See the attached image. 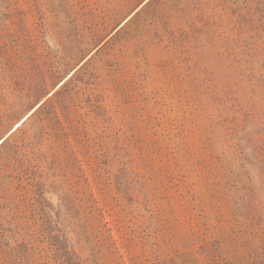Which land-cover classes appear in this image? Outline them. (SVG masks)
Instances as JSON below:
<instances>
[{"label": "rangeland", "instance_id": "374dc122", "mask_svg": "<svg viewBox=\"0 0 264 264\" xmlns=\"http://www.w3.org/2000/svg\"><path fill=\"white\" fill-rule=\"evenodd\" d=\"M0 140V264H264V0H0Z\"/></svg>", "mask_w": 264, "mask_h": 264}, {"label": "trees", "instance_id": "16d2710c", "mask_svg": "<svg viewBox=\"0 0 264 264\" xmlns=\"http://www.w3.org/2000/svg\"><path fill=\"white\" fill-rule=\"evenodd\" d=\"M243 46H244V49H243L244 50V54H246V56L249 57V58H250L251 54L255 53L254 51H256V52L258 51V50H255V49L251 48V44L250 43H245ZM250 70L254 71V67L253 66L250 67ZM250 79L254 80L255 82L258 81L257 78H254V75H252Z\"/></svg>", "mask_w": 264, "mask_h": 264}, {"label": "bare ground", "instance_id": "6f19581e", "mask_svg": "<svg viewBox=\"0 0 264 264\" xmlns=\"http://www.w3.org/2000/svg\"><path fill=\"white\" fill-rule=\"evenodd\" d=\"M23 120V119H22ZM21 122V121H20ZM20 122H18L17 124H15V126H17ZM1 141V140H0Z\"/></svg>", "mask_w": 264, "mask_h": 264}]
</instances>
